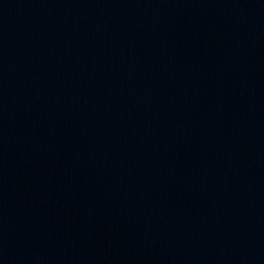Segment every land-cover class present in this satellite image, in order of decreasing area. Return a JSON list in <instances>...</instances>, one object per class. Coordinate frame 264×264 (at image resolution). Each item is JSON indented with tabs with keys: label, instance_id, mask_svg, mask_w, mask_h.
<instances>
[{
	"label": "water",
	"instance_id": "1",
	"mask_svg": "<svg viewBox=\"0 0 264 264\" xmlns=\"http://www.w3.org/2000/svg\"><path fill=\"white\" fill-rule=\"evenodd\" d=\"M0 264H264V0H0Z\"/></svg>",
	"mask_w": 264,
	"mask_h": 264
}]
</instances>
